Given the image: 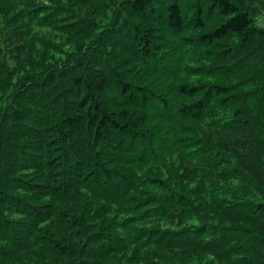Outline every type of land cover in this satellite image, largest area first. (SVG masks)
I'll return each mask as SVG.
<instances>
[{"label":"trees","instance_id":"trees-1","mask_svg":"<svg viewBox=\"0 0 264 264\" xmlns=\"http://www.w3.org/2000/svg\"><path fill=\"white\" fill-rule=\"evenodd\" d=\"M125 3L120 31L92 41L100 22L61 27L60 11L0 0V264H264V27L234 0ZM33 24L92 42L43 66L48 33ZM157 24L232 81L163 91L109 59L125 46L175 75L181 60L161 62ZM187 121L197 138L179 134L195 132Z\"/></svg>","mask_w":264,"mask_h":264},{"label":"rangeland","instance_id":"rangeland-1","mask_svg":"<svg viewBox=\"0 0 264 264\" xmlns=\"http://www.w3.org/2000/svg\"><path fill=\"white\" fill-rule=\"evenodd\" d=\"M17 3H24L26 5L25 8L29 11V9H33L36 5H46L48 10H57L62 13L57 14L56 25L70 24L71 21H80L83 19L84 21H95L101 23V28L98 32L93 35L92 41L97 40L104 36V33L110 30L113 27H116L119 23V19H126L123 10H121L123 5H126V0H117V5L113 8V10L102 9H90L83 12H77V7L73 6L74 0H8ZM245 7L248 10L254 20L255 24L258 27H264V0H234ZM115 4V3H113ZM69 6V9L73 10V15L67 16L69 13L65 11L60 6ZM164 6V5H162ZM79 7V6H78ZM162 10V9H161ZM98 13V14H97ZM125 16V17H124ZM139 25L147 28L152 24L149 20H140L136 19ZM37 26L33 24L34 35L39 37L37 33H47L46 39L41 40L38 43L39 51L42 55V59L40 63L43 66H53L55 63L62 61L63 63H68L70 59L80 52V48L82 43L89 44L88 39L84 40L82 37H70L67 34V30H53L54 27H51L49 30L44 29V31H39L36 29ZM2 30L4 31V24H2ZM112 30V29H111ZM117 31H120L117 26ZM155 33V41L160 46L158 47L159 57L161 62H168L170 64H176V60L169 61L170 57H179L181 62H177L178 66L176 68V74L172 75L171 73L167 74L161 70L154 69L152 67L151 61H145L144 59L140 60L129 56L127 48L125 46L118 45L116 48H108L109 51V59L113 61V63H117L120 59L125 61V65L133 71L132 76H135L134 79L143 84L149 85L153 88L163 89V91H171L175 86L181 84L188 85H209L215 83H229L232 81V76L226 74L223 70H218L215 72L212 70L215 65L214 62L209 60V54L206 53L204 49H202L197 44L187 45L180 41L179 38L174 37L169 33L167 28L162 24H157V29L154 31ZM119 40H122L123 32H119ZM2 38V36H0ZM127 41H126V40ZM124 42L129 45V47L136 51L138 47L133 43L130 38L125 37ZM47 43L48 46H45ZM141 56V55H140ZM216 69V68H215ZM39 71V70H38ZM17 75H20L18 73ZM16 80V78H13ZM11 90L8 88L6 92V97L1 103V106L5 108L7 102L10 100ZM186 127L195 128V132H182L180 129V135L185 138L195 139L201 133V129L195 126V123L192 121H187L184 123ZM208 127V125H205ZM186 141V140H185ZM178 157L174 155L172 161L177 162ZM149 190V189H148ZM152 190V189H151ZM154 191V190H152ZM153 227H158V225H154Z\"/></svg>","mask_w":264,"mask_h":264},{"label":"bare ground","instance_id":"bare-ground-1","mask_svg":"<svg viewBox=\"0 0 264 264\" xmlns=\"http://www.w3.org/2000/svg\"><path fill=\"white\" fill-rule=\"evenodd\" d=\"M120 76V75H119ZM21 217V216H20Z\"/></svg>","mask_w":264,"mask_h":264}]
</instances>
